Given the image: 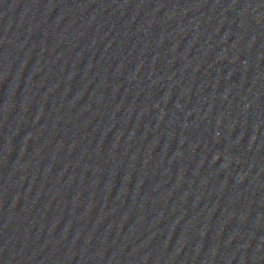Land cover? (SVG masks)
Instances as JSON below:
<instances>
[{
  "label": "water",
  "instance_id": "water-1",
  "mask_svg": "<svg viewBox=\"0 0 264 264\" xmlns=\"http://www.w3.org/2000/svg\"><path fill=\"white\" fill-rule=\"evenodd\" d=\"M0 264H264V0H0Z\"/></svg>",
  "mask_w": 264,
  "mask_h": 264
}]
</instances>
